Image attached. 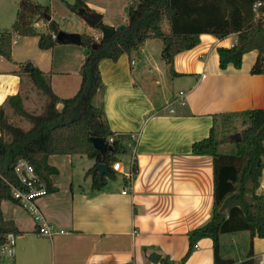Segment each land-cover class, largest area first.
<instances>
[{
	"label": "crops",
	"instance_id": "1",
	"mask_svg": "<svg viewBox=\"0 0 264 264\" xmlns=\"http://www.w3.org/2000/svg\"><path fill=\"white\" fill-rule=\"evenodd\" d=\"M55 1L76 15L64 3L74 0ZM84 2L110 28L125 24V9L131 4L129 0ZM18 3L12 11L11 4L0 0L5 16L0 32L10 30ZM112 4L114 15L109 12ZM47 7L50 20L55 21L53 7ZM77 16L81 30L67 33L91 35L94 29ZM34 27L39 33L45 31L42 20ZM199 39L194 48L175 55L171 66L161 59L162 45L155 39L146 41L139 54L99 63L102 83L91 103L103 112L110 131L123 139V145L126 138L136 137L130 150L116 157L122 173L115 172L101 189L94 190L91 176L86 175L97 165L93 159L79 154L48 156L40 177L49 193L37 201V207L46 225L65 233L39 236L33 217L4 200L2 217L13 223L18 234L13 258L0 264L181 263L189 250L188 233L209 221L213 205L212 157L194 155L192 144L208 138L211 130L215 135L218 124L229 117L264 109V74H250L258 53L245 54L239 69L228 65L221 70L217 49L230 48L235 34L224 39L202 34ZM11 47V61L0 56V107L4 111L11 103L27 107L35 102L36 88L27 74L18 73L26 62L43 73L59 99L77 93L84 59L80 46L59 43L41 50L37 37L14 36ZM170 68L178 76H172ZM16 96L19 99L13 100ZM132 164L136 172L128 180ZM262 193L264 166L256 190ZM249 251L255 264H264V239L251 238L248 231L218 238L219 256L224 260L243 262ZM153 254L159 256L157 262L151 260ZM183 264H214L212 241H198Z\"/></svg>",
	"mask_w": 264,
	"mask_h": 264
},
{
	"label": "trees",
	"instance_id": "2",
	"mask_svg": "<svg viewBox=\"0 0 264 264\" xmlns=\"http://www.w3.org/2000/svg\"><path fill=\"white\" fill-rule=\"evenodd\" d=\"M129 1L131 4L128 5L123 31L115 32L110 38L101 36L98 42L86 33L80 35L84 59L79 68V89L73 97L59 99L43 73L31 62L20 66L18 73L28 75L33 86L47 97V104L38 115L27 114L19 104L16 105L31 124L27 130L13 126L0 107V203L12 201L7 182L18 185L13 167L20 159L29 162L39 175L45 170L44 162L50 155L79 154L97 164L104 163L108 172L101 179L94 168L86 172L87 176H91L94 190L101 189L106 179L114 175L111 166L117 156L130 150L131 139L126 138V145H123V139L110 131L103 112L91 103L102 83L99 71L102 60L115 62L122 55L139 54L146 41L157 39L162 44L161 59L171 66L175 55L198 45L200 35L209 34L224 39L233 33L236 36L234 46L217 49L219 68L224 70L232 65L239 69L242 57L256 51L258 58L250 74H264V0ZM64 3L72 13H91L84 0ZM257 3H260V16L255 18L253 7ZM47 16H51L49 7L31 0H19L10 30L0 32V56L7 61L12 60L14 36L37 37L41 50H49L59 44L55 39L59 26L53 20L48 21ZM40 20L45 24L43 33L37 32L34 27ZM104 26L107 27L99 22L93 29L100 30ZM94 44L96 48H93ZM169 73L178 76L171 68ZM58 104H61L60 109ZM241 115L245 118L246 127L239 138L235 137L233 152H220V143L213 130L208 138L192 144L194 155L212 157L213 205L209 221L188 233L189 250L180 264L186 261L193 247L202 239L212 241L214 264H255L251 251L248 259L240 263L224 260L218 252V238L222 234L248 231L251 238L264 239V193L256 194L264 166V109L250 110ZM91 137L105 139L113 152L103 157L93 147ZM110 138L113 140L111 143ZM10 234L16 236L18 231L12 222L3 219L0 211V246Z\"/></svg>",
	"mask_w": 264,
	"mask_h": 264
},
{
	"label": "built area",
	"instance_id": "3",
	"mask_svg": "<svg viewBox=\"0 0 264 264\" xmlns=\"http://www.w3.org/2000/svg\"><path fill=\"white\" fill-rule=\"evenodd\" d=\"M259 6L260 3H257L253 7L255 18H258L260 16L258 12ZM90 36L92 37L94 42H98L99 38L102 36V33L100 30H93ZM235 42L236 41H234L230 45V48L234 46ZM169 112H172V109H169ZM130 139L134 141L136 140V137L131 136ZM112 141V138H110L109 143H111ZM111 169L114 172L122 173L121 163L118 161L112 164ZM13 172L15 174L18 185H13L7 182L10 192V198L12 202H15L16 204L21 206L33 217L36 233L39 236L45 238H53L54 236L64 234V230H59L57 228L46 225L37 207V201L40 198L46 196L49 191L46 182L35 171L34 167L26 160L20 159L14 165ZM135 172L136 169H134V165L132 164L130 172L126 175V178L128 180H131ZM122 193L126 194L127 191L124 190ZM15 240V235L10 234L7 236L6 242L2 246H0V260H11L13 258ZM193 248H196V245Z\"/></svg>",
	"mask_w": 264,
	"mask_h": 264
},
{
	"label": "rangeland",
	"instance_id": "4",
	"mask_svg": "<svg viewBox=\"0 0 264 264\" xmlns=\"http://www.w3.org/2000/svg\"><path fill=\"white\" fill-rule=\"evenodd\" d=\"M38 1L43 6H51L53 7L52 17L57 22L60 31H72L77 30L80 31L82 26H80L78 14L70 15L67 13L66 8L62 7L61 1L55 0H32ZM71 1V0H70ZM19 2V0H6V4H11L12 11L15 5ZM109 12L114 15L116 12V6L112 4L109 8ZM3 7H0V21L4 20L5 16L2 15ZM1 23V22H0ZM166 25L163 26V29L166 30ZM83 32V30H82ZM157 40V39H155ZM157 43L161 42L157 40ZM162 45V44H161ZM36 88V87H35ZM37 96L35 97V102L32 106L23 107L20 103L22 110L30 115H38L41 114L44 110L45 105L47 104V97L39 90L35 89ZM17 104H8L5 110L7 116H9V121L13 126L19 127L23 130H27L30 128V122L27 118H25L16 108ZM246 127V122L244 116H232L224 121L220 122L215 130V137L219 141V150L222 153L229 154L235 149V137L240 134V132Z\"/></svg>",
	"mask_w": 264,
	"mask_h": 264
},
{
	"label": "water",
	"instance_id": "5",
	"mask_svg": "<svg viewBox=\"0 0 264 264\" xmlns=\"http://www.w3.org/2000/svg\"><path fill=\"white\" fill-rule=\"evenodd\" d=\"M128 9H125V12L127 13ZM79 16L83 18L85 23L90 28H94L101 20V17L96 14L92 13H85L84 11H81L79 13ZM46 19L49 21L50 16H47ZM125 29V26H119L117 28H110V27H102L100 29L102 33L103 38H110L114 35L115 32H121ZM55 39L57 42L61 44H72L80 46L81 44V36L78 33H67L65 31H59ZM93 48H96V45H93ZM237 138H239V135H237ZM90 142L92 143L93 147L104 157L106 153L113 152V148L110 145H107L105 142V139L99 138V137H91ZM96 171H98L99 178L101 179L105 174L108 172V166L104 163H99L95 167ZM151 260L154 262H157L159 260V256L156 254H153L151 256Z\"/></svg>",
	"mask_w": 264,
	"mask_h": 264
}]
</instances>
